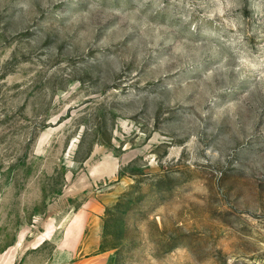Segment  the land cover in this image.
<instances>
[{"label":"rangeland","instance_id":"rangeland-1","mask_svg":"<svg viewBox=\"0 0 264 264\" xmlns=\"http://www.w3.org/2000/svg\"><path fill=\"white\" fill-rule=\"evenodd\" d=\"M5 252L264 264V0H0Z\"/></svg>","mask_w":264,"mask_h":264},{"label":"crops","instance_id":"crops-1","mask_svg":"<svg viewBox=\"0 0 264 264\" xmlns=\"http://www.w3.org/2000/svg\"><path fill=\"white\" fill-rule=\"evenodd\" d=\"M92 215H88V216H80L77 220H76V223H77V228H80V229H84L86 225H84L82 227V225L79 223L80 221V218H85L86 220L89 221V219H91ZM97 217H95V219L92 220V222H97L98 219H96ZM82 220V219H81ZM91 221V220H90ZM75 230L77 231V228L74 227ZM81 230V231H82ZM70 234V233H69ZM72 234V233H71ZM94 234V233H93ZM96 235H98V233L95 234L94 237H96ZM92 236V234H91ZM96 246V245H95ZM94 251V249L92 250ZM86 253H91V251H88ZM103 256H96V257H91V258H87L85 260H80L76 263H73V264H105L104 261H103ZM0 264H16V257H13V256H10V253L9 252H5L2 256H0Z\"/></svg>","mask_w":264,"mask_h":264}]
</instances>
